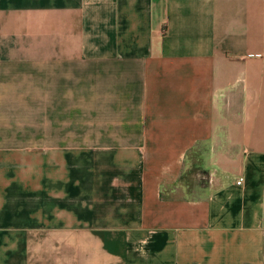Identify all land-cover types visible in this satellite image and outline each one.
Returning <instances> with one entry per match:
<instances>
[{"label":"crops","instance_id":"crops-1","mask_svg":"<svg viewBox=\"0 0 264 264\" xmlns=\"http://www.w3.org/2000/svg\"><path fill=\"white\" fill-rule=\"evenodd\" d=\"M0 264H264V0H0Z\"/></svg>","mask_w":264,"mask_h":264},{"label":"trees","instance_id":"trees-1","mask_svg":"<svg viewBox=\"0 0 264 264\" xmlns=\"http://www.w3.org/2000/svg\"><path fill=\"white\" fill-rule=\"evenodd\" d=\"M188 156H189V159H191L193 161V163H194V169H195L194 173H195V175H198V176H200L202 178L201 181L203 182V184L206 183V181H207V179L209 177V174H208V172L202 170V168L200 167L201 166V161H200V158H199V154L197 152H195V150H191L189 152ZM184 179H186V177H184L183 180Z\"/></svg>","mask_w":264,"mask_h":264},{"label":"built area","instance_id":"built-area-1","mask_svg":"<svg viewBox=\"0 0 264 264\" xmlns=\"http://www.w3.org/2000/svg\"><path fill=\"white\" fill-rule=\"evenodd\" d=\"M238 184H241V182H238Z\"/></svg>","mask_w":264,"mask_h":264}]
</instances>
